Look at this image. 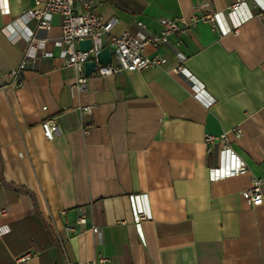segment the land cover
I'll return each instance as SVG.
<instances>
[{"label": "crops", "instance_id": "crops-1", "mask_svg": "<svg viewBox=\"0 0 264 264\" xmlns=\"http://www.w3.org/2000/svg\"><path fill=\"white\" fill-rule=\"evenodd\" d=\"M235 1L94 0L93 11L117 19V36L137 33V22L158 33L160 17L188 20L202 3L221 11ZM243 1L236 31L199 21L145 48L165 59L160 66L92 73L78 90L54 45L59 16L38 29L23 16L34 0H0V80L19 67L30 33L51 53L25 66L21 86L0 91V264L23 256L24 264L100 256L109 264H264V204L251 206L242 193L251 175L264 180V19L256 5L264 0ZM178 65L211 105L194 97L189 77L173 71ZM83 105L94 107L83 113ZM46 118L60 130L51 140L42 134ZM224 132L248 172L210 180L218 146L208 150L204 135ZM135 194L146 195L151 215L141 222L144 243L133 223Z\"/></svg>", "mask_w": 264, "mask_h": 264}, {"label": "built area", "instance_id": "built-area-1", "mask_svg": "<svg viewBox=\"0 0 264 264\" xmlns=\"http://www.w3.org/2000/svg\"><path fill=\"white\" fill-rule=\"evenodd\" d=\"M94 0H34L33 6L24 14L26 21L34 19L38 29L49 30L51 27V18L53 15L59 16L60 33L54 40V45L59 48V55L63 59L64 65L71 67L74 71V81L70 84L71 88L78 90L85 89L86 76L84 75V62L94 61L96 70L93 72L97 76L112 75L123 70H144L152 66H160L165 59L158 55H147L145 48H156L160 44L168 42L172 34H181L187 31L189 26L197 22H212L214 27L219 28L221 34L237 30L238 23L233 20V13L244 3L243 0H236L228 9L213 11L209 9L208 3H202L200 8L202 13L193 16L190 19L183 17L158 18L161 30L158 33L144 32L145 26L137 22L140 30L132 33L124 30L120 35H110L112 26L117 22L115 17L107 19L93 11ZM259 9L258 16L264 19L262 13L264 2H256ZM231 19L229 25L223 23V17ZM90 39L91 46L83 51L78 48V41ZM110 39L111 61L108 64H99L97 53L103 47L102 39ZM45 39H39L30 33L27 36V47L23 52V57L19 67L8 72V82L0 80V91H3L8 85L19 87L22 85V71L27 64L34 65L39 57L50 56L51 53L44 50ZM176 73H184L193 82V95L201 100L205 106L211 105L213 99L204 95L203 88L196 83V79L190 75L182 65L173 69ZM94 105H83L80 110L83 113H89ZM44 108V107H43ZM42 134L45 139L51 140L59 134L58 124L51 118H46L41 122ZM236 136H240L238 128L233 129ZM204 143L208 150L218 146V164L209 168L210 180H217L229 176L245 174L248 168L245 162L233 150L226 132L219 135L205 134ZM264 180L255 175L250 176V185L243 190V196L251 206L264 204L263 193ZM133 208V223L139 234L141 241L145 239L141 232V222L151 218L148 203L145 194H135L131 197ZM7 207H0V215L5 214ZM84 217L78 219V223H84ZM68 230L74 231L73 227ZM91 230L99 234L97 227ZM27 256L17 259L16 264H24ZM64 264H79L77 262L66 261ZM85 264H109L108 259L100 256L97 261L91 260Z\"/></svg>", "mask_w": 264, "mask_h": 264}, {"label": "water", "instance_id": "water-1", "mask_svg": "<svg viewBox=\"0 0 264 264\" xmlns=\"http://www.w3.org/2000/svg\"><path fill=\"white\" fill-rule=\"evenodd\" d=\"M91 46L90 39H82L78 41V48L80 50L86 51ZM111 50L109 47L105 46L97 53V59L99 64H108L111 61ZM96 70V64L94 61H86L84 62V75L89 76Z\"/></svg>", "mask_w": 264, "mask_h": 264}]
</instances>
